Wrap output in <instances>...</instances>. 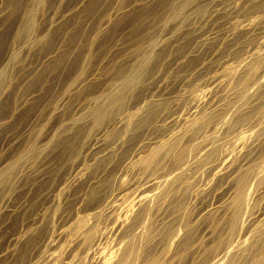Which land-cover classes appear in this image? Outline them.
<instances>
[{"label":"bare ground","instance_id":"bare-ground-1","mask_svg":"<svg viewBox=\"0 0 264 264\" xmlns=\"http://www.w3.org/2000/svg\"><path fill=\"white\" fill-rule=\"evenodd\" d=\"M216 8L208 9L206 23L224 30L193 25L186 32L192 46L169 57L168 65L180 69L172 81L176 95L169 91L168 97L162 86L171 113L160 108L169 105L160 101L157 80L156 96L145 95L114 117L108 133L97 131L88 141L85 157L95 172L88 173L85 161L60 188L53 185L58 192H41L45 206L31 210L20 230L5 237L0 264L18 261L24 244L36 257L33 264H179L182 255L184 264H264V0ZM192 80L203 86L190 88ZM90 114L100 119L98 110ZM138 129L143 139L129 145ZM118 169L121 174H113ZM113 176L120 188H102ZM85 199L90 205L83 206ZM61 200L65 207L53 227ZM42 227L50 234L35 244ZM58 241L64 242L52 250Z\"/></svg>","mask_w":264,"mask_h":264},{"label":"rangeland","instance_id":"rangeland-1","mask_svg":"<svg viewBox=\"0 0 264 264\" xmlns=\"http://www.w3.org/2000/svg\"><path fill=\"white\" fill-rule=\"evenodd\" d=\"M238 1L0 0V248L5 245L9 233L20 230V221L45 206L41 192L46 188V191L54 188L52 191L58 192L61 183L68 180L74 170L84 167L85 161L86 165L91 164L85 156H88L87 147L97 131L108 133L116 116L133 110L145 95L147 98L151 94L157 95L158 84L162 91L160 101L168 99L174 91L173 95L179 92V86L176 83L178 88L174 86L172 81L180 69L168 64L175 55L192 46V40L186 38L188 30L193 25V28H204L205 32L218 30L211 28L213 25L209 20L206 23L209 13L223 4ZM176 40L185 46L182 44L179 45L181 49L177 48ZM194 62L197 60L189 64L192 66ZM197 81L192 80L190 88L195 85L196 89H193L197 90L203 86ZM148 83H152L151 86ZM164 85L168 94L171 91L168 97L162 88ZM106 94L111 95L115 102H111L113 106ZM167 102V108L160 106L165 114L172 111ZM95 109L99 111L100 119L89 115ZM143 137L141 129L136 130L129 145ZM87 169L92 173L97 167L91 164ZM115 173L121 174L119 169L113 171ZM111 178L112 182L107 179L108 185L105 182L102 188L107 189L109 185L110 191L120 188V178ZM87 197L91 201L92 197ZM88 199L83 206L90 205ZM254 203L253 209L260 205L259 201ZM8 204L10 208L6 206ZM58 204L61 207L55 209L56 216L47 211L54 215L51 220L57 223L55 226L49 222L51 216L45 215L44 222L53 227H58L65 201ZM5 209L13 212L7 213ZM45 229H39L36 241L33 240L35 244L42 243L50 234V230ZM226 236L225 230L221 239ZM62 242L58 241L52 250ZM26 249L27 244L19 246L17 254L24 253V256L20 261L13 259L8 264H33L36 257ZM185 258L182 255L179 264H184ZM83 259L85 262L86 258Z\"/></svg>","mask_w":264,"mask_h":264}]
</instances>
